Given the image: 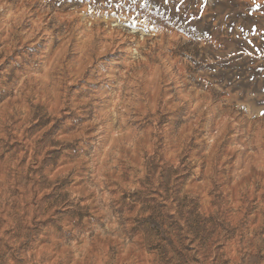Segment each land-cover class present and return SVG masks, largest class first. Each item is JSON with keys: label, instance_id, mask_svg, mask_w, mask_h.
Returning a JSON list of instances; mask_svg holds the SVG:
<instances>
[{"label": "rangeland", "instance_id": "rangeland-1", "mask_svg": "<svg viewBox=\"0 0 264 264\" xmlns=\"http://www.w3.org/2000/svg\"><path fill=\"white\" fill-rule=\"evenodd\" d=\"M262 113L264 0H0V264H264Z\"/></svg>", "mask_w": 264, "mask_h": 264}, {"label": "snow or ice", "instance_id": "snow-or-ice-1", "mask_svg": "<svg viewBox=\"0 0 264 264\" xmlns=\"http://www.w3.org/2000/svg\"><path fill=\"white\" fill-rule=\"evenodd\" d=\"M168 2H169V0H163V3H165V4L168 3ZM181 2L183 3V0H181ZM186 18H187V16H186ZM192 18H193V19L196 18V17H195V14H193V17H192ZM194 30H195V29H194ZM205 31H207V30H205ZM262 115H264V113H262Z\"/></svg>", "mask_w": 264, "mask_h": 264}]
</instances>
